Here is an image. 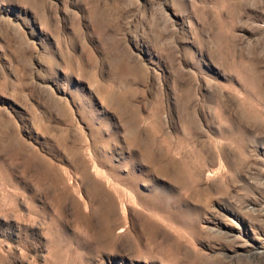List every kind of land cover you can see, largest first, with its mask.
Segmentation results:
<instances>
[{
	"label": "rangeland",
	"instance_id": "rangeland-1",
	"mask_svg": "<svg viewBox=\"0 0 264 264\" xmlns=\"http://www.w3.org/2000/svg\"><path fill=\"white\" fill-rule=\"evenodd\" d=\"M0 264H264V0H0Z\"/></svg>",
	"mask_w": 264,
	"mask_h": 264
},
{
	"label": "bare ground",
	"instance_id": "bare-ground-1",
	"mask_svg": "<svg viewBox=\"0 0 264 264\" xmlns=\"http://www.w3.org/2000/svg\"><path fill=\"white\" fill-rule=\"evenodd\" d=\"M111 210H112V208H111Z\"/></svg>",
	"mask_w": 264,
	"mask_h": 264
}]
</instances>
